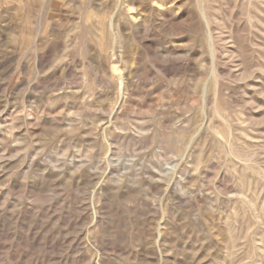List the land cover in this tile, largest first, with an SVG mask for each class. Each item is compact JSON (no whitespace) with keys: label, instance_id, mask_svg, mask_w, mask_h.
<instances>
[{"label":"rangeland","instance_id":"obj_1","mask_svg":"<svg viewBox=\"0 0 264 264\" xmlns=\"http://www.w3.org/2000/svg\"><path fill=\"white\" fill-rule=\"evenodd\" d=\"M0 264H264V0H0Z\"/></svg>","mask_w":264,"mask_h":264}]
</instances>
